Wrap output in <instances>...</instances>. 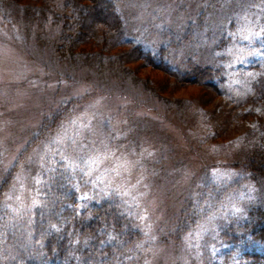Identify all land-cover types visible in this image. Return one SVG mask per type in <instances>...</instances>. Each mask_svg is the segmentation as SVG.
<instances>
[{"label": "rangeland", "instance_id": "374dc122", "mask_svg": "<svg viewBox=\"0 0 264 264\" xmlns=\"http://www.w3.org/2000/svg\"><path fill=\"white\" fill-rule=\"evenodd\" d=\"M11 11L0 16V264H37L50 236L49 256L64 236L68 252L42 264H245V253H264L243 231L248 208L264 207V182L238 170L264 149V0L123 1L127 33L145 50L162 28L176 40L192 29L197 45L169 51L171 63L183 80L218 69L219 90L143 60L129 65L136 79L96 59L61 60L54 30ZM103 204L124 232L92 241L82 223ZM179 227L177 246L164 244Z\"/></svg>", "mask_w": 264, "mask_h": 264}, {"label": "trees", "instance_id": "16d2710c", "mask_svg": "<svg viewBox=\"0 0 264 264\" xmlns=\"http://www.w3.org/2000/svg\"><path fill=\"white\" fill-rule=\"evenodd\" d=\"M124 0H0V16L7 19L8 12L14 10L15 13L22 14L27 18L28 25L36 23L41 29L46 27L54 30L56 35V54L57 57L65 61L84 62L95 60V66L101 70L109 66L118 70L129 71V75L136 77L135 68L130 67L131 62H138L143 60L147 65L154 69H159L168 75L180 79L181 81H193L197 78H202L199 70L208 71L209 79L206 82L200 81L201 85L209 86L211 88H219L223 79L218 69L202 68L197 66L196 72H192L193 78H182L185 73L179 71L177 66L171 63L169 57L170 52L182 50L183 46L187 44L197 45L196 41L191 40L193 36L192 29L187 34V39H174L170 36L166 38L168 33L166 28L161 35L160 44L156 50H145L140 44H132L129 34L127 33V26L123 19L121 7ZM11 11V16H12ZM205 11L197 15V20L204 18ZM10 15V14H9ZM166 29V30H165ZM187 32L184 33V35ZM165 38V39H164ZM189 38V39H188ZM129 46V50L119 51L122 46ZM92 47V50L89 48ZM195 47V46H194ZM114 50V52H113ZM119 52H118V51ZM116 51V52H115ZM118 52V53H117ZM185 61H192L191 57L186 58ZM195 69V68H194ZM190 75V76H191ZM189 76V77H190ZM185 78V77H184ZM145 81V82H144ZM147 85L146 80H142ZM257 91L264 101V82L257 86ZM219 90V89H218ZM262 126H264V118L261 119ZM18 162V161H17ZM240 173L249 181L253 183L264 182V149L259 150L252 155L248 161L243 165H238ZM237 166V167H238ZM14 168H11L13 171ZM1 189L4 182L1 183ZM110 207L98 206L92 207L88 216L90 221L87 224L82 223V232L92 241H97V238L107 236L110 231L115 234L122 232L121 225L122 216ZM2 221V220H1ZM5 221L0 222V230L4 231L8 225ZM9 228V227H8ZM7 228V229H8ZM75 228V227H74ZM243 231L247 233L252 240L264 244V207L260 205H252L247 210V221L244 224ZM183 230L179 227L173 234L161 237L164 244L173 243L177 246L179 243ZM3 234V232H1ZM55 237V236H54ZM53 237V238H54ZM44 242L42 246L43 257L37 264L45 262V258L61 256L68 252L69 241L67 236H64L62 247H59L56 255L49 256L51 252L52 239ZM60 249H62L60 251ZM53 254V253H52ZM52 258V259H53ZM245 264H264V253L251 251L244 255ZM35 264V263H34Z\"/></svg>", "mask_w": 264, "mask_h": 264}, {"label": "snow or ice", "instance_id": "6c2138e0", "mask_svg": "<svg viewBox=\"0 0 264 264\" xmlns=\"http://www.w3.org/2000/svg\"><path fill=\"white\" fill-rule=\"evenodd\" d=\"M261 31L264 32V29H261ZM252 35L255 36V35H258V34L257 33H252ZM244 38L248 39L249 37L245 36ZM252 54H254V53H252ZM70 123L75 125L76 121L72 120V121H70ZM66 138H67V132H66V130H63L62 133H58L57 134V137L55 138V140L53 142L59 143L61 140L66 139ZM96 162H97V159L95 157H89L87 160L82 161V163L84 164V167L86 169H88L89 171L91 170L92 166L94 164H96ZM69 166L75 168L77 165L75 164V162L70 160L69 161ZM15 179L18 181L19 180V176H17ZM84 199H87V197H84ZM237 211H239V209H237Z\"/></svg>", "mask_w": 264, "mask_h": 264}]
</instances>
